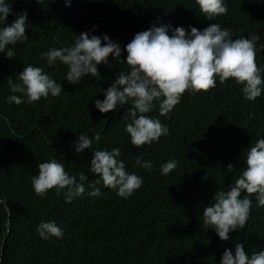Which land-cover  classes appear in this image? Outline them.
Wrapping results in <instances>:
<instances>
[{
    "label": "trees",
    "instance_id": "1",
    "mask_svg": "<svg viewBox=\"0 0 264 264\" xmlns=\"http://www.w3.org/2000/svg\"><path fill=\"white\" fill-rule=\"evenodd\" d=\"M12 14L27 13L26 42L0 53V264H220L226 249L235 255L236 243L251 256L264 251V207L252 200L250 217L242 229L222 241L214 229L203 224V209L218 190L227 191L246 167L247 150L264 139V91L247 100L242 85L229 79L207 92H186L181 102L161 116L159 102L147 113L168 127L169 135L140 148L131 144L125 120L131 103L107 114L95 106L104 92L128 66L109 57L98 66L100 76L84 77L78 85L67 81L68 67L60 61L49 66L43 53L72 46L80 33L102 39L107 35L122 48L153 24L171 23L173 28L203 31L210 24L229 29L233 39L259 36L257 63L264 79V0H224L226 15L207 19L195 0H7ZM171 35V31L169 32ZM122 51L121 59L126 60ZM28 65L41 67L62 92L58 97L28 103L12 93L11 77ZM10 95L25 102L9 103ZM93 137L90 149L75 151L79 135ZM100 134L96 142L94 135ZM119 148L128 173L143 179L142 187L125 199L106 188L91 172L93 152ZM137 157L152 163V170L137 166ZM56 159L77 178L84 173L85 193L66 202V189L49 190L45 198L32 187L39 164ZM178 167L168 175L161 166L169 160ZM234 165L232 172L228 164ZM99 188L100 196H89ZM247 193H242V197ZM55 221L63 238L42 239V222ZM10 231V233H8Z\"/></svg>",
    "mask_w": 264,
    "mask_h": 264
},
{
    "label": "clouds",
    "instance_id": "2",
    "mask_svg": "<svg viewBox=\"0 0 264 264\" xmlns=\"http://www.w3.org/2000/svg\"><path fill=\"white\" fill-rule=\"evenodd\" d=\"M195 2L209 20L228 13L224 0ZM66 3L70 5L71 0H66ZM11 14L12 5L7 0H0V53L7 48L9 59L14 58L16 53L8 46L29 39L26 35L27 13L17 14L16 20L6 25ZM232 36L229 29H222L215 23L203 31L191 27L190 32L183 27L173 28L171 23L153 24L148 30L137 33L123 50L118 42L107 35L103 36L102 42L100 37L89 36L85 32L78 34L72 46L52 48L43 53L42 58L47 59L49 66L56 61L66 65L67 81L73 85H78L86 76H100L98 66L108 65L109 57L119 64L126 63L129 71L117 74L115 82L104 92L105 99L95 100V106L101 113L107 114L131 103L123 118L131 120L126 125V132L130 135L131 144L140 148L169 135L168 127L159 119L146 115L153 110L154 101L159 102L160 115L166 116L181 102L186 92H207L216 87L217 80L223 84L229 79L243 86L247 100L254 101L261 96L264 79L257 63L256 44L259 36L250 34L247 38L237 39ZM125 50L126 60L121 59ZM18 80V83H14L11 77L8 78L11 92L22 94L28 103L38 102L49 94L58 97L63 90L41 67L26 66ZM8 101L16 105L25 102L17 95H10ZM94 139L99 142L100 134L96 133ZM92 143L93 137L86 133L79 135L75 151L82 153L90 149ZM120 156L119 148L94 151L91 172L100 177L96 184L102 180L106 188L117 190L120 197L127 199L142 187L143 179L135 173H128ZM245 162V169L229 190H218L213 203L203 209V224L214 229L222 241L230 239V232L245 227L252 206L250 196L255 194L258 205L264 207V139H258L247 150ZM137 166L152 170V163L142 161L140 157H137ZM177 167L178 161L169 160L161 166V173L168 175ZM234 168L231 163L227 165L228 172ZM87 179L81 173L78 183L76 176L70 175L62 163L52 159L39 164L38 175L32 177V187L41 198H45L49 190L55 189L59 194L66 189V202H71L74 197L84 195L83 181ZM242 193L247 195L242 197ZM88 195L100 196L101 191L94 188ZM3 203L4 210L9 211L6 203ZM37 231L45 240L50 237L63 238V230L55 221L42 222ZM220 264H264V251L249 256L244 244L236 243L235 255L226 249Z\"/></svg>",
    "mask_w": 264,
    "mask_h": 264
},
{
    "label": "water",
    "instance_id": "3",
    "mask_svg": "<svg viewBox=\"0 0 264 264\" xmlns=\"http://www.w3.org/2000/svg\"><path fill=\"white\" fill-rule=\"evenodd\" d=\"M0 202L3 203L4 201L0 199ZM8 215H9V221H10V218H11V211L10 210L8 211Z\"/></svg>",
    "mask_w": 264,
    "mask_h": 264
}]
</instances>
